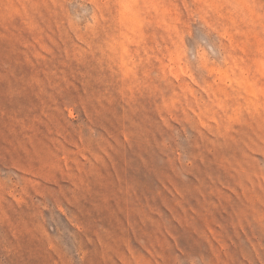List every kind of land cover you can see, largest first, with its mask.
<instances>
[{
	"label": "rangeland",
	"instance_id": "374dc122",
	"mask_svg": "<svg viewBox=\"0 0 264 264\" xmlns=\"http://www.w3.org/2000/svg\"><path fill=\"white\" fill-rule=\"evenodd\" d=\"M0 264H264V0H0Z\"/></svg>",
	"mask_w": 264,
	"mask_h": 264
}]
</instances>
